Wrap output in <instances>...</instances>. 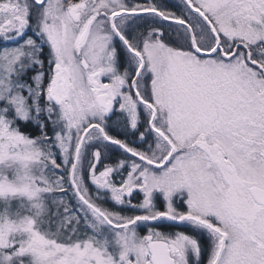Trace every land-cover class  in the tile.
I'll use <instances>...</instances> for the list:
<instances>
[{"label": "snow or ice", "instance_id": "6c2138e0", "mask_svg": "<svg viewBox=\"0 0 264 264\" xmlns=\"http://www.w3.org/2000/svg\"><path fill=\"white\" fill-rule=\"evenodd\" d=\"M0 264H264V0H0Z\"/></svg>", "mask_w": 264, "mask_h": 264}]
</instances>
